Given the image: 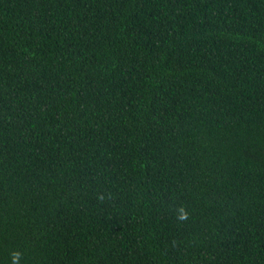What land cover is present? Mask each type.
<instances>
[{
    "label": "trees",
    "instance_id": "obj_1",
    "mask_svg": "<svg viewBox=\"0 0 264 264\" xmlns=\"http://www.w3.org/2000/svg\"><path fill=\"white\" fill-rule=\"evenodd\" d=\"M17 252L264 264V0H0V264Z\"/></svg>",
    "mask_w": 264,
    "mask_h": 264
},
{
    "label": "clouds",
    "instance_id": "obj_2",
    "mask_svg": "<svg viewBox=\"0 0 264 264\" xmlns=\"http://www.w3.org/2000/svg\"><path fill=\"white\" fill-rule=\"evenodd\" d=\"M180 212H181V215L178 217V219L180 220L187 219V213L184 211L183 208L180 209ZM12 255H13L12 264H19L20 254L17 252V253H13Z\"/></svg>",
    "mask_w": 264,
    "mask_h": 264
}]
</instances>
